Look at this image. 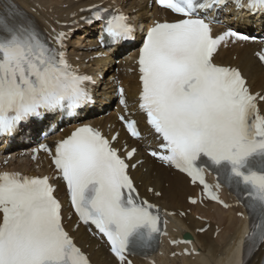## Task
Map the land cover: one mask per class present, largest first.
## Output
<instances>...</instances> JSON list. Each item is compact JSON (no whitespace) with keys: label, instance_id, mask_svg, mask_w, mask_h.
<instances>
[{"label":"snow or ice","instance_id":"snow-or-ice-1","mask_svg":"<svg viewBox=\"0 0 264 264\" xmlns=\"http://www.w3.org/2000/svg\"><path fill=\"white\" fill-rule=\"evenodd\" d=\"M228 2L158 0L179 19L154 21L147 30L137 60L139 109L160 141L161 151L151 156L201 185L216 203L223 204L218 190L227 186L248 210L246 252L251 253L264 246V93H254L240 70L215 62L222 44L251 38L234 30L214 35L211 25L219 21L201 15ZM231 3L238 11L264 14V0ZM89 11L113 45L134 39L135 28L123 11L98 6ZM65 39L59 33L52 47L15 5L0 0V136L31 117L64 109L76 115L91 102V77L68 62ZM258 58L264 62V53ZM119 93L125 104L124 90ZM125 124L139 139L135 122ZM118 135L110 140L85 124L58 141L54 152L47 145L41 149L66 184L77 227L83 224L106 239L119 264H132L130 256L155 249L167 222L141 199L129 171L136 168L129 163L136 149H125L122 157L113 146ZM207 172L217 177L214 187ZM55 191L47 176L0 172V264H91L66 230Z\"/></svg>","mask_w":264,"mask_h":264},{"label":"bare ground","instance_id":"bare-ground-1","mask_svg":"<svg viewBox=\"0 0 264 264\" xmlns=\"http://www.w3.org/2000/svg\"><path fill=\"white\" fill-rule=\"evenodd\" d=\"M21 5L26 7L35 8L34 5L37 4V12L38 17L43 21L46 20L50 22V20L54 17H62L66 11H64L60 6L68 5V11H71L74 6L71 4V0H16ZM115 2L127 3L124 5L128 11H131L135 8H143L141 5V0H114ZM127 1V2H126ZM148 11H145L146 14ZM146 18V17H144ZM143 18V20H144ZM85 32V31H84ZM77 38H81L77 36ZM71 46L74 47V42H71ZM87 48V46H83ZM251 48L244 47L242 49H236L235 55L236 60H232V55L227 56L228 62L232 65H237L240 69H242L243 73L249 79V84L257 90H261L264 93V71H262L254 61L252 60ZM75 56L80 57L82 60L89 58V51H85L82 54L78 52L74 53ZM127 83L131 84V81H127ZM106 86V85H104ZM129 88L127 89L128 95L130 94ZM104 93L101 92V96ZM264 108V105H262ZM142 169H145L146 172L142 173ZM142 169L136 170L134 175L137 177V181L141 184V189L145 193L147 187H153L156 191H160L162 196L160 199H154L155 202L162 205L164 208L168 210L180 209L183 210L185 207L184 200L186 196L192 194L194 189L189 188L187 181L181 177L179 174L172 172L169 169L163 168L162 166L153 165L149 162H146ZM167 185V187H166ZM191 210H193L191 208ZM194 211V210H193ZM196 211L202 212L204 216L210 218L211 222L214 221L215 224L221 225L222 230L217 235L216 239H213V235L215 233V229L213 226L215 224H211V229L203 234V235H195L194 229L201 228L202 223L196 222L191 216L185 218V220H177V225H173L176 229L181 230L182 227H189L191 229L192 238L195 239L200 246V254L199 256L193 258H184V257H176L173 259H169L168 257L159 258L160 264H238L234 251V244L240 236V230L244 225V221L236 218L234 215L237 211H228L224 212L216 207H211L207 209V211L198 210ZM77 235L82 236L84 239L81 242V245L84 244L90 245L91 240L86 238V234L82 229H79ZM181 236V234H178ZM93 247V246H92ZM165 251H167L165 249ZM262 252L256 255L259 259ZM92 258L96 264H114L110 261L104 253L99 250L96 253H92ZM249 264H255L254 260H252Z\"/></svg>","mask_w":264,"mask_h":264}]
</instances>
